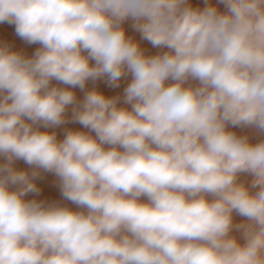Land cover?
<instances>
[{
  "label": "clouds",
  "instance_id": "1",
  "mask_svg": "<svg viewBox=\"0 0 264 264\" xmlns=\"http://www.w3.org/2000/svg\"><path fill=\"white\" fill-rule=\"evenodd\" d=\"M0 23L40 45L0 43V264H264V0H0ZM70 106L87 131L58 140ZM42 173L68 203L26 199Z\"/></svg>",
  "mask_w": 264,
  "mask_h": 264
},
{
  "label": "rangeland",
  "instance_id": "2",
  "mask_svg": "<svg viewBox=\"0 0 264 264\" xmlns=\"http://www.w3.org/2000/svg\"><path fill=\"white\" fill-rule=\"evenodd\" d=\"M215 2V0H213ZM190 3H192L193 6H200L203 7V0H190ZM126 28H128L126 24ZM128 34L129 35H134L135 38L138 40L139 39V34L134 33L131 28H128ZM0 43H5L9 44L12 48V50L16 51H21L25 55L31 56L35 50L40 46L39 44H28L24 40H22L20 37H18L15 33V26L14 25H9L7 23H0ZM142 47L146 48L148 50L149 54H154L158 49L152 48V46L148 42H142ZM130 77L128 79H123L121 80V84L119 88L113 89L110 88L103 80L97 81L96 82V87L104 92L105 95L107 96H112V95H117L122 93L123 88L127 86V83L129 82ZM56 81H53L52 84L56 85ZM88 88L93 87L92 83L89 82L87 84ZM77 95V99H82L83 98V93L77 88L74 89ZM67 117L69 118V122L63 125L58 126L55 129H47L48 131H55L57 133V139L62 140L64 137V133L66 130H81V131H87V129H84L80 124L71 122L70 117H71V106L69 107L67 113ZM46 129H41V131H44ZM233 131H236L238 134H240L241 129H232ZM247 134L252 139V142L255 143L256 140L258 139L257 134L255 133L254 130L252 129H246L244 130ZM15 163L19 164L20 167H23L24 170L31 171L30 166L25 164L23 161H16ZM55 176L52 173H42L41 178L37 179V187L40 189L39 195H34V194H29L26 199H38V200H45V201H60L63 203H68L66 201H63L60 189L58 184L55 182ZM52 178V179H51ZM240 179L245 182L246 185H250L252 177L248 174H242ZM142 202L145 201V198H141ZM70 207L75 208L74 205L69 204ZM234 215V223H239L244 220L243 217H240ZM233 235H235L238 239V241L243 244L244 240L239 232H233Z\"/></svg>",
  "mask_w": 264,
  "mask_h": 264
},
{
  "label": "bare ground",
  "instance_id": "3",
  "mask_svg": "<svg viewBox=\"0 0 264 264\" xmlns=\"http://www.w3.org/2000/svg\"><path fill=\"white\" fill-rule=\"evenodd\" d=\"M16 51H17V49H16ZM27 56H29V55H27ZM15 167H16L17 169L24 170L23 167H20V165L17 164V163H15ZM53 178H55V182H56V184H58V179H57V177H56V176H53ZM51 179H52V178H51Z\"/></svg>",
  "mask_w": 264,
  "mask_h": 264
}]
</instances>
